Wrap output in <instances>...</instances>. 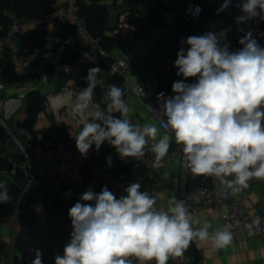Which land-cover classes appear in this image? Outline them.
Returning a JSON list of instances; mask_svg holds the SVG:
<instances>
[{
	"label": "clouds",
	"instance_id": "clouds-1",
	"mask_svg": "<svg viewBox=\"0 0 264 264\" xmlns=\"http://www.w3.org/2000/svg\"><path fill=\"white\" fill-rule=\"evenodd\" d=\"M230 2L224 0L218 11L226 9ZM240 7L244 15L236 17L237 23L256 17L264 20V0H246ZM226 34L227 30H223L219 34L188 36L184 41L187 49L180 48L174 62L177 76L184 79L173 82L175 95L163 99L161 92L158 96L163 99L167 125L174 131L176 143L184 145L191 172L220 178L222 184L239 192L253 178L264 180V48L249 30L239 40L243 48L230 52L226 43L221 44ZM100 72L99 66L88 69V86L77 95L73 113H83L89 107ZM188 78H196L197 82L187 83ZM122 95V89L115 84L108 86L107 112H119L124 118L96 111L92 122L85 121L75 136L81 155H86L93 145L99 150L107 141L122 158L140 159L148 143L146 137L155 140L156 126L140 128L129 122V108ZM168 150L169 137L165 135L152 147L157 163ZM107 160L111 164L110 156ZM229 176L234 179H224ZM140 187L132 183L126 188L127 195L119 199L106 186L99 193L84 191L68 210L71 240L63 255L55 257V264H131L126 259L129 256L141 262L167 264L169 256H181L195 238L211 239L215 248L232 243L227 227L211 237L207 224L193 230L183 202L173 200L174 206L168 212L154 210L155 199L141 192ZM0 189H4L0 203L8 202L11 197L3 183ZM66 195H71V190ZM260 224L257 217L246 227L251 233ZM34 251L32 264H43L42 253Z\"/></svg>",
	"mask_w": 264,
	"mask_h": 264
},
{
	"label": "crops",
	"instance_id": "crops-1",
	"mask_svg": "<svg viewBox=\"0 0 264 264\" xmlns=\"http://www.w3.org/2000/svg\"><path fill=\"white\" fill-rule=\"evenodd\" d=\"M108 8L109 15L106 31V38L109 41L108 50L113 57L127 60L129 64L127 78L136 85H142L145 82L146 74L138 71L137 66L143 64L146 68L160 70L159 59L156 56L151 57L153 45L159 44L163 50H166L168 45H170L171 39L175 38L178 33L175 28L167 29L163 24L161 27H156L151 23L145 22L143 17L140 18L139 13L131 12L130 9L116 10L110 6ZM20 17L25 25L33 19L27 12H24ZM130 17L138 19L137 21H132ZM16 38L17 41L13 40L15 48L11 47L6 50L12 66L15 49L23 50L21 37ZM36 51L41 53L38 62L39 71L46 73L52 69L53 73H57V76L51 77L48 83H42L37 78L14 81L9 75H3L6 88L0 92V117L6 123L5 130L9 137L3 140L0 136V158L12 162L15 167H20L26 179L34 174L35 170L27 162L25 156L14 150V143L11 138L12 134H14L23 142L27 139L25 133L27 130L20 127V123H23L27 118L30 95L40 92L46 101L34 127L38 139L35 143L34 151L42 162L52 160L48 175L57 190H54L52 185L46 182L50 188V196L53 199L58 198L59 203L54 205L49 199L39 195L34 187L30 188V195L36 202V219L34 222H42L45 226L43 228L34 227L33 222L28 220V216L22 211H18V226L15 236V251L18 256L23 255L33 245H40L47 250L63 253L65 245L70 243L72 226L68 210L71 206H69L65 195L69 190L71 192L77 190L79 182L86 178L85 170L82 168L84 155H81L76 148L75 136L82 129L85 121L90 122L96 111L104 109L98 102L100 92H107L108 86L111 84L121 88L123 93L128 87V81L122 76L109 72L98 74L99 83L94 89L89 107L83 113L75 114L72 108L76 103V97L80 91L88 86L86 80L88 68L82 67L77 71H68L62 68L61 63L65 62L64 57L66 56L63 45L57 50L55 60L51 62L44 59L42 56L43 50L37 49ZM21 99L26 101L25 104L22 103ZM122 99L129 108L127 119H132L134 126H138L141 123L154 125L158 129L160 138L165 135L169 137L167 133L158 128L156 120L146 110L142 97L131 91L126 95H122ZM114 114H116V118H124L119 112ZM53 126L56 127V131L50 132L44 137L43 132ZM63 128L66 129V136L69 137L67 143L58 142L57 131ZM7 143H9L10 150L7 147ZM113 148L112 145L105 141L99 150H96L95 145H93L88 152L98 156L103 154L106 156L115 155L118 162L116 168H121L120 170L122 171L126 168L125 166H128V163L124 164L127 161V157L122 158L116 149ZM86 169L88 171L87 166ZM14 174L15 170L1 172L0 183L7 186L13 181ZM232 179H234V176L228 177V180ZM136 183L140 184V191L147 192L150 197L159 195L169 209L174 206L171 203L173 200L177 201L185 194L188 176L179 161L173 160L149 168L138 178ZM248 184L247 188L242 189L246 194L247 208L254 220L257 217L261 220L264 216V180L253 178ZM2 191L3 189H0V192ZM126 195L125 191L117 199ZM37 206L40 207L39 211H37ZM188 213L191 217L190 223L193 230H198L207 224L209 225L208 232L210 237L216 231L227 227L221 218L220 210L207 208L199 215H194L190 211ZM10 240L11 230L8 227L0 226V248L8 245ZM189 249L197 254L203 264H264V237L241 242L232 241L225 248L213 247L211 239L201 241L195 238L190 243ZM0 264L13 263L10 259H7L0 261ZM16 264L22 263L17 261ZM142 264L153 263L143 261Z\"/></svg>",
	"mask_w": 264,
	"mask_h": 264
},
{
	"label": "built area",
	"instance_id": "built-area-1",
	"mask_svg": "<svg viewBox=\"0 0 264 264\" xmlns=\"http://www.w3.org/2000/svg\"><path fill=\"white\" fill-rule=\"evenodd\" d=\"M39 1V0H31ZM207 4L216 10V14L205 12L202 3L195 0H188L181 11H176L170 6H166V11L162 16V24L167 29H176V18L188 24H203L205 31L219 34L223 30H227L226 38L221 44H227L230 52H236L243 48L239 40L244 37L246 32L251 30L252 37L258 44L264 48V21L259 18H253L245 23H237L236 17L244 15L241 11L240 5L246 0H231L229 6L223 11L221 9L224 0H204ZM81 0H53V12L47 15L44 19H32L27 25L23 24L19 14L12 8H6L2 12L0 18V61L5 60L6 50L8 48H15L14 37H21L28 31L34 30L46 33L48 35L47 42L44 45L42 56L48 62L55 60V46L62 43L63 45H73L79 52L77 56L70 61L61 63L62 68L68 71H77L82 67L90 69L91 67L99 66L101 72L104 74L109 72L111 74L122 76L128 81V87L125 89L123 95L134 91L138 96L142 97L145 102V108L152 116L160 130L167 133L169 139V150L167 154L157 163L156 154L152 151L154 144L161 139L157 133L155 140L146 137L148 143L144 148V156L135 160L128 166L127 170L120 172L112 171V163L96 162L90 160L87 163L88 176L79 182V188L71 195H65L69 206H73L80 198V195L91 189L95 193H99L101 188L106 186L116 197L120 196L126 191V188L132 183H136L138 178L149 168L167 161L178 160L180 165L186 170L188 176L187 190L185 194L180 197L177 202H183L186 209L194 215H199L203 210L212 208L220 210L221 218L225 222L228 230L232 233L233 242H241L245 240H253L264 237V216L261 218V224L258 228L255 226L251 233L246 225L252 223L254 218L250 214L247 203L246 194L243 190L233 192L232 189L221 183L220 178L215 176H196L191 172L189 162L183 151L184 145L178 144L175 141L174 131L167 125V117L164 114L162 107L163 99L175 95L173 91L162 88V79L167 78L172 83L181 79L182 76H177V71L174 67V62L177 58V52L180 48L187 49L184 43L188 36L195 34L181 33L175 39V45L170 53L165 54L164 51L158 50L156 57L160 61L162 71L159 73L154 68H146L145 65L139 64L137 70L146 74L144 84L136 85L127 78V70L129 64L125 58H115L110 51L103 46V39L100 36L93 35L88 29L87 20L81 15ZM124 0H117L118 4H123ZM132 21H137L138 18L130 17ZM141 18V17H140ZM60 20L65 26L64 38H61L55 33V22ZM156 44L153 45L154 49ZM41 53L33 51L26 53L23 50H16L13 59V70L18 76H27L30 78H37L42 83H48L50 76L46 73L40 72L38 62ZM54 72L52 77H56ZM187 83H196V78H188ZM6 83L3 78V73L0 68V92L4 91ZM163 92V99L159 98L158 94ZM105 115H113L116 112L108 113L107 106L101 110ZM2 125L6 126L5 121L0 117ZM92 122V120L90 121ZM132 124L133 120L129 119ZM146 124L141 123L138 126L143 128ZM27 139L23 142L17 136H12L14 143V150L21 152L27 162L34 168V174L28 176L23 187V192L30 190L37 177L44 178L54 190H57L49 178V166L52 160L42 162L35 153V142L28 131H25ZM7 147L10 150L9 143ZM45 153V152H44ZM127 161L124 164L128 163ZM124 166V165H123ZM228 180V177H224ZM156 203L153 208L156 211L168 212V208L164 200L159 195H153ZM88 203V202H84ZM171 214V213H169ZM17 215L16 211L12 216L0 219V226L8 227L11 230V240L6 246L0 248V261L10 259L13 264L20 261L22 264H32L35 258V251L39 250L42 253L43 263L55 264V257L63 255V253L47 250L43 246L33 245L29 247L26 252L18 256L15 251V236L17 230ZM36 228H43L45 226L42 222H33ZM71 228V232H72ZM190 246V245H189ZM131 264H142V262L135 256L126 258ZM156 264L155 260L150 261ZM167 264H203L201 259H197L194 252L189 247L179 257L169 256Z\"/></svg>",
	"mask_w": 264,
	"mask_h": 264
},
{
	"label": "trees",
	"instance_id": "trees-1",
	"mask_svg": "<svg viewBox=\"0 0 264 264\" xmlns=\"http://www.w3.org/2000/svg\"><path fill=\"white\" fill-rule=\"evenodd\" d=\"M104 0H81V15L87 20L89 31L95 35L100 36L103 39V46L108 49L109 41L106 38L107 31V19L109 15V8L107 5L103 3ZM188 1V0H187ZM203 4L205 12L216 14V10L207 4L204 0H195ZM6 8L14 9L19 16L24 12H27L31 18L33 19H44L47 15L51 14L54 10L53 8V0H39V1H31V0H0V18H2V12ZM166 11V5L161 0H149L143 10H139L145 22L151 23L154 26L158 27L162 25V16ZM176 32L184 31V25H187L188 30L183 33L187 34H195L200 35L205 31V27L203 24L195 25L188 24L181 20L179 17L176 18ZM55 33L59 35L61 38H64L65 35V26L62 24L60 20L55 22ZM48 35L39 31H28L24 35L21 36L23 51L26 53H30L36 51L37 49L43 50L45 43L47 42ZM175 39H171L170 45H168L166 50H163L161 46L158 44L153 49V54L151 57L156 55L158 50L164 51L165 54L170 53L172 48L175 45ZM62 43L56 44L55 46V54L57 50L60 49ZM63 50L66 52V56L64 57L65 61L73 60L79 50L73 45H63ZM0 68L2 70L3 75H9L11 79L14 81H24L26 78H30L27 76H18L14 73L13 66L11 65L9 54L6 52L5 60L0 61ZM160 68V65H159ZM157 70V69H156ZM159 73L162 71L157 70ZM50 77L53 75L52 69L46 72ZM4 78V77H3ZM172 82L164 78L162 79V88L172 91ZM107 92H100L98 102L102 108H105L109 100L106 99ZM45 98L42 96L40 92H35L30 95V100L27 108V118L23 123H20V127L26 129L32 136L34 142L38 141L37 132L34 127L37 122L38 116L40 112L44 108ZM116 118V114H113ZM99 122V121H98ZM56 131V127L53 126L49 130L44 131L43 135L46 137L50 132ZM0 136L3 140H6L9 136L3 125L0 122ZM58 142L67 143L69 137L66 136V129H60L57 131ZM115 149V148H113ZM21 153V152H20ZM22 154V153H21ZM109 156L106 155H96L88 152L84 155V163L82 168L85 170V177L88 176V171L86 169L87 162L89 160H94L96 162H107V158ZM111 163H112V171L120 172L121 168H116L118 166V162L115 155H110ZM24 158V156H23ZM25 160V158H24ZM136 158L131 157L128 166L133 163ZM128 166H125L124 170H127ZM15 170V174L13 176V181L6 186L7 192L11 199L6 203H0V219L12 216L16 211H22L28 216V220L34 222L36 219V202L35 199L30 195V192H23V184L26 182V178L24 176V172L20 167H15L14 164L6 159L0 158V173L1 172H11ZM35 188L39 195L49 199L54 205L59 203V199H53L50 196V188L47 185V182L44 178L38 177L37 181L33 184L32 188ZM4 190V189H3ZM67 204V203H66ZM191 250V249H190ZM192 251V250H191ZM196 255V258L199 257Z\"/></svg>",
	"mask_w": 264,
	"mask_h": 264
},
{
	"label": "rangeland",
	"instance_id": "rangeland-1",
	"mask_svg": "<svg viewBox=\"0 0 264 264\" xmlns=\"http://www.w3.org/2000/svg\"><path fill=\"white\" fill-rule=\"evenodd\" d=\"M161 1L164 3V5L170 6L171 8L176 10L177 12L181 11L187 3V0H161ZM148 2H149V0H124L123 4H118L117 0H104L103 3L105 5L110 6L111 8L116 9V10H122L123 8L130 9L131 12L132 11L137 12V13H139L140 17H142L139 10H143ZM183 27H184V31L188 30L187 25H184ZM184 31H180V32H178V34H181ZM177 36L178 35H175V38ZM14 40L17 41V38L14 37ZM21 101L23 104H25V102H26L25 100H22V99H21ZM45 101H44V104H45ZM4 128H5V126H4Z\"/></svg>",
	"mask_w": 264,
	"mask_h": 264
},
{
	"label": "water",
	"instance_id": "water-1",
	"mask_svg": "<svg viewBox=\"0 0 264 264\" xmlns=\"http://www.w3.org/2000/svg\"><path fill=\"white\" fill-rule=\"evenodd\" d=\"M261 124H262V128H264V119H262ZM12 135L15 136L14 134Z\"/></svg>",
	"mask_w": 264,
	"mask_h": 264
}]
</instances>
